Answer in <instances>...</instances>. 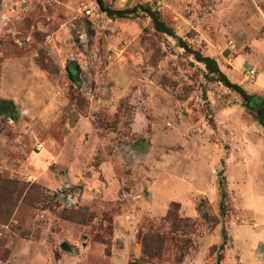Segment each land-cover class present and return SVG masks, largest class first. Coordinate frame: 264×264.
I'll use <instances>...</instances> for the list:
<instances>
[{"label": "rangeland", "instance_id": "rangeland-1", "mask_svg": "<svg viewBox=\"0 0 264 264\" xmlns=\"http://www.w3.org/2000/svg\"><path fill=\"white\" fill-rule=\"evenodd\" d=\"M22 1L0 0V264H142L137 235L167 230L172 203L196 228L148 264H255L234 241L264 224L239 212L235 182L251 165L264 189L249 148L264 118L139 6L231 83L242 59L238 85L264 98L244 78L264 65V0H102L121 18L96 0ZM253 255L264 264L263 244Z\"/></svg>", "mask_w": 264, "mask_h": 264}, {"label": "trees", "instance_id": "trees-1", "mask_svg": "<svg viewBox=\"0 0 264 264\" xmlns=\"http://www.w3.org/2000/svg\"><path fill=\"white\" fill-rule=\"evenodd\" d=\"M96 2L100 7V9L106 12L107 15L116 16L120 18L123 17L124 15L123 11H113L106 8L102 0H96ZM139 9L141 10V12L145 13L151 19L155 31L174 37L181 48L190 52L194 56L196 61L202 63L205 69L207 70V72L211 75L216 76L219 82H221L225 87L236 92L244 100L245 103H249V107L252 110H256V108L262 106L261 102L264 101V98H260L256 95H249L239 85L231 83L227 79V77L220 71L214 59L207 56H202L200 53L190 50L188 45L185 42H183L181 39L177 38L174 35L173 30L169 28L159 18L157 12L151 10L149 7L146 6H139ZM0 104L2 106H5L6 108L11 107V105L5 101L0 100ZM8 117L14 120L16 119V117L13 116H8ZM259 120H262L260 116H259ZM179 210H180L179 204L177 203L170 204L166 215L160 222V223L168 224L167 228L165 227L167 230H164L163 226L161 224H158L157 226L150 225L148 227V231L145 234L138 233L137 239L142 247V259H140V262H142V264H148L150 262L161 260L162 255L164 254V252L169 250V248L179 250L183 246L188 247L187 245H189L190 243L189 241H185L187 244L185 242L178 243L179 240L177 238L182 239L183 237L182 234H185V232L188 233V235H191L193 229L196 228V224L194 222H190L188 219H183L179 217L178 215ZM177 235L179 236L177 237ZM180 257H182V254L180 255ZM137 263H138L137 261H132L129 264H137Z\"/></svg>", "mask_w": 264, "mask_h": 264}, {"label": "crops", "instance_id": "crops-1", "mask_svg": "<svg viewBox=\"0 0 264 264\" xmlns=\"http://www.w3.org/2000/svg\"><path fill=\"white\" fill-rule=\"evenodd\" d=\"M236 65L234 69L229 70V71H233V79L235 81V83H237V85L240 83L238 78L240 77V74L242 73V65H243V60H236ZM251 67H255L256 69H258V73H256V69H250V70H254L255 71V75H256V83L254 86V91L257 90H263L264 91V65L262 61H258L256 60L254 64H251ZM249 71V70H248ZM248 71H247V76L244 75L245 80H250V78L248 77ZM227 77L228 73L226 74ZM229 79H231L229 77ZM234 84V83H233ZM241 85V84H240ZM239 85V86H240ZM241 87V86H240ZM243 89V88H242ZM255 95V94H254ZM256 96H258L256 94ZM259 97V96H258ZM250 148V152L251 155L254 154L253 159L259 156V158L264 155V144H259L257 145L255 142H252L251 146H249ZM251 149L253 151H251ZM195 150V151H194ZM203 150V149H202ZM201 150V151H202ZM192 156L196 158V163L200 162L201 159L199 157H201L200 151H197V147L194 148L192 150ZM47 153V149H43L39 154H36L33 156L34 161L36 162L37 165H42L40 160L43 156H45ZM191 154V153H190ZM237 166H239L237 164ZM252 168L250 165V169L248 174H244L245 173V168H242L241 170V174L239 173V180H236L237 182H235L236 184V194L241 196L242 199V203L239 204V212L241 214H243L244 217H247L249 219L254 220L255 222H257V224H264V189L262 188V186H260L258 184V179L259 182H261V177L262 176H253L250 172H251ZM192 182V180H191ZM189 182V183H191ZM240 183V184H238ZM192 204V202L189 201V204ZM246 215V216H245ZM246 229V228H244ZM243 230V229H241ZM240 229L237 231L236 233V240L234 241L235 247L237 249V251L240 253V255L242 256V261H244L243 259L248 257L250 258V260L255 261V264H259V262H256L257 260L254 259V255H253V247L254 244H263V249H264V229H260L258 231H254V230H247V232L250 234L252 240H250V242L247 244V246L245 247V249L242 250V248H240V244L238 243V239L240 238V234L242 233ZM245 252V253H243ZM264 262V261H263Z\"/></svg>", "mask_w": 264, "mask_h": 264}, {"label": "built area", "instance_id": "built-area-1", "mask_svg": "<svg viewBox=\"0 0 264 264\" xmlns=\"http://www.w3.org/2000/svg\"><path fill=\"white\" fill-rule=\"evenodd\" d=\"M127 0H121V4H125ZM22 3H24V0L22 1ZM82 11L84 13V15H86L87 17H93L95 15V12L93 9H91L89 6H83ZM255 76V71L254 70H249L248 71V77L250 79H253ZM40 147H38L39 149Z\"/></svg>", "mask_w": 264, "mask_h": 264}, {"label": "water", "instance_id": "water-1", "mask_svg": "<svg viewBox=\"0 0 264 264\" xmlns=\"http://www.w3.org/2000/svg\"><path fill=\"white\" fill-rule=\"evenodd\" d=\"M262 105H264V101L261 102ZM256 110L258 111L259 113V116L261 117V119H263V114H264V108L263 107H258L256 108Z\"/></svg>", "mask_w": 264, "mask_h": 264}, {"label": "flooded vegetation", "instance_id": "flooded-vegetation-1", "mask_svg": "<svg viewBox=\"0 0 264 264\" xmlns=\"http://www.w3.org/2000/svg\"><path fill=\"white\" fill-rule=\"evenodd\" d=\"M261 107H263V108H264V105H262Z\"/></svg>", "mask_w": 264, "mask_h": 264}]
</instances>
